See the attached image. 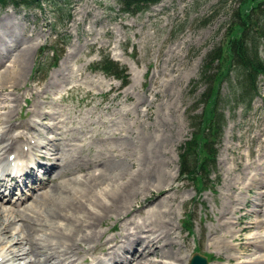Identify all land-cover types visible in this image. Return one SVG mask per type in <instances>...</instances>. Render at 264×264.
Instances as JSON below:
<instances>
[{"label": "rangeland", "instance_id": "374dc122", "mask_svg": "<svg viewBox=\"0 0 264 264\" xmlns=\"http://www.w3.org/2000/svg\"><path fill=\"white\" fill-rule=\"evenodd\" d=\"M42 1L43 9L28 10L11 4L5 8L0 6V29L8 38L6 43L0 40V47L4 46V49L0 48V57L4 59L0 72L31 47L19 83L5 86L0 81V99L8 94L3 104L14 109L12 122L17 126L31 124L32 134L29 136L42 144H47L48 133L60 138L56 146L61 149L59 154L61 152L64 161L72 160L73 164L79 161L82 164L70 171L95 170L99 167L95 166L99 161L110 157L113 159L116 155H122V158L129 155L128 159L132 158L134 162L132 172L139 174L145 184L150 183V189H144V194L141 193L138 199H131L134 212L130 217L133 215L141 219L142 206L164 199L167 203H164L163 209L173 211L169 219L173 220L175 226L172 239L175 245L166 247L170 248V253L191 258L195 252H200L209 255L211 264H238L240 260L250 261L263 256L264 74L257 76L259 94L254 98L252 107L245 106L249 99L246 103H236L230 80L221 79L215 83L217 92L221 93L218 98V104L223 109L221 114L223 118L225 116L221 136L216 137L215 149L218 152L215 164L207 174L199 170L198 177L183 175L181 167V154L194 149V143L188 147L186 145L193 139L194 126L201 120L198 117L203 114L208 116L216 101L214 96L205 103L204 94L208 93L212 82H197L209 62L208 54L230 39V27L236 26L238 31L241 29L237 27L241 23V15L238 17L237 13L243 17L259 1L161 0L136 14L124 13L120 0H57L55 4ZM5 29H11L14 37ZM66 35H69L70 41L64 45L59 42V37ZM44 45L53 46L58 51L60 61L57 66L51 67L52 59L56 57L52 52L46 53L44 58L41 56ZM263 49L261 46L264 57ZM224 50L225 53L229 51L228 43ZM105 54L127 68L130 74L128 85L95 70V64ZM228 54L220 64L228 65ZM42 58L45 60L40 61ZM39 62L42 64L39 65ZM217 66L218 60H215L209 75ZM37 93L42 95L36 96ZM13 98L18 101L12 102ZM35 102L39 107L42 105V112L51 113L53 118L46 120L39 115L33 116L31 110ZM221 114H217L215 119L221 120ZM45 124L57 126L50 131L44 127ZM4 130L3 126L0 127V138ZM124 144H128V147ZM44 149L47 150L39 148L38 155ZM92 158L96 163L92 162ZM88 160L92 163H88ZM41 161L47 162L44 159ZM125 164L126 170L131 171L130 163ZM25 187L22 189L29 193V188ZM1 189L7 193L10 191L5 186ZM22 193L23 190L19 188L15 196L19 197ZM157 195V199L149 203L147 199ZM256 198L257 206L253 207L252 202ZM255 209L260 212L258 215L252 212ZM256 220H261V228L259 224L256 228L250 227ZM105 221L107 223L99 227L105 232L104 238L91 243V247L83 244L79 250L81 254L74 258L76 260L78 257L77 264H91L94 258L104 257L108 249L102 246L106 240L122 232L121 221L114 217ZM24 227L23 221L16 219L11 230L14 232V228ZM112 227L115 228L114 232ZM34 229H39L36 237L41 236L44 230L39 225ZM258 234L262 237L253 241L256 242L255 248L249 244V238ZM221 240L225 241V244L222 241L224 245H221ZM6 244L5 239L1 245ZM240 256L243 257L238 259Z\"/></svg>", "mask_w": 264, "mask_h": 264}, {"label": "bare ground", "instance_id": "6f19581e", "mask_svg": "<svg viewBox=\"0 0 264 264\" xmlns=\"http://www.w3.org/2000/svg\"><path fill=\"white\" fill-rule=\"evenodd\" d=\"M5 30L7 31L8 34L10 35L13 34V31L11 29H5ZM11 37L14 36L12 35ZM0 40L1 41L3 40L4 43L8 41V38L4 35L1 29H0ZM37 46L38 44L36 45L35 49L37 48ZM29 49L25 50L23 54L21 53L22 55L21 58L17 56L15 60L10 62V65L8 67H6L4 70L0 72L1 73L0 81L3 83V85L6 86L9 84L10 86V84L16 83L20 79L21 74L23 73L24 68L26 66L25 64L27 63V58L30 51ZM3 62H4L3 57H0V65H2ZM68 77H72V76H68ZM52 79L54 80V78ZM55 81H57V79ZM52 84L54 86L53 82ZM45 89L47 90V87ZM38 92H40V89ZM40 94L41 93H37L36 96ZM8 96L9 95L7 94L6 98H8ZM6 98L0 99V127L3 126L5 128V130L3 131L4 134L3 136H1L0 141H2L7 136L10 138L11 143H10V147L8 148L7 151H5L4 154L8 152L14 153L16 154V156H18L17 158H19V160L15 159V161H18V163L22 162L23 165H28V163L23 162L21 158L25 156H26L25 158H27L29 154L33 155L32 151L44 147L47 150L44 149L40 158L41 160L44 159L47 162L41 160L33 161L30 158V163L34 165L32 167L30 166L31 167V169L29 168L30 170L27 169L25 171L26 177L21 182L22 185L20 186V187L26 186L25 188H29L30 190V192L28 193L23 189L22 194L24 195V198L23 195L16 197L14 190H12L9 195H6L5 193L0 195V264H77L75 261H66L67 256H70L71 253L73 252H74L73 254L74 256L77 254L79 256L81 254L79 250L82 249L83 244L89 245L91 247L92 245L91 243L94 244V242L96 243L97 241L102 240L105 236V232L101 231L99 227H101L106 222L105 220L107 218H112V217H114L117 221L122 222V232L119 233L117 236H113V237L111 236L106 240L105 245L102 246L103 249L106 248V246L108 249L105 256L94 258L91 264H188L190 260L189 256H185V257L177 256L174 253H170L169 251L170 248L169 249L166 248V247H170V245L172 247L175 245L173 241L175 226L172 223L173 220L169 219V215L173 213V211L171 209L170 210L163 209L164 203H167L165 202L164 199H160L158 200V202L154 204H150V205L145 204V206H142V209L140 211L141 213L143 212V214L141 213L140 214L143 215V217H141V219H137L136 217L134 218L133 215L130 217V215L134 212L132 205L133 200L131 201V199L137 198L141 193L144 194V189L147 190L150 189L149 186L150 183L145 184L143 181L140 180L139 174H135L136 172L134 171L132 172L131 165H134V162L131 160L132 158L128 159L129 155L124 154L125 158H122L121 157L122 155H116L115 158L112 159L110 157V159L99 161L98 164L92 158L94 160L92 162L96 163L95 166H99L95 170L88 169L89 171L87 172L86 171L84 172L83 170L70 171L71 168L75 166L77 167L81 166L82 164L79 161L76 164H73L72 160H69V162L64 161V159L60 156L61 152L59 154V151L61 149L59 150L58 145L56 146V141L59 140L60 138H54L51 135H49L50 133H48L47 138L45 137L46 139H48L47 144H42L37 140L36 141L33 140L32 136H29L32 134V130L29 127L32 126L31 124L27 125V123H24L22 125L17 126L15 123L12 122V113L14 109L10 106L3 104L4 101L7 100ZM17 98H13L12 102L18 101ZM32 106L33 108L31 112L33 116L39 115L42 119H46V120H50V118L53 116L49 112H42L41 111L42 109H40L42 105L39 107L36 102ZM1 111H4V113L2 114ZM118 124L119 123H117V126ZM121 124H125V123H121ZM56 126L54 124H45L44 127H46L50 131H53V129ZM79 126L81 127V125ZM62 128L63 127H61V129ZM116 129L118 130V128ZM129 138L130 137L128 135V139ZM147 139L148 138H146V140ZM69 140L67 139V141ZM126 145L128 147V144ZM145 149L147 148L145 147ZM109 151L112 152L111 150ZM134 152H136V150ZM69 153L70 152H68L67 154ZM4 157L5 155L2 156V154H0V162L2 163L0 165V171L6 170V167H8L9 165H13L11 161L5 160ZM64 158L66 157L64 156ZM53 159H55L56 161L54 160L53 162H50ZM92 162L91 161L89 162L88 160V163L91 164ZM84 163L87 164V161H85ZM125 163H130L129 168L131 171L126 170ZM26 168H28V166ZM23 169L24 166L22 167V171ZM79 174H81V176H78ZM161 184L162 183H159V186H162ZM157 197L158 195L155 196L154 198H151L150 200L149 199L147 200L149 201V203H153L157 199ZM29 199H30V203L28 202ZM257 199L258 198H256L252 202L253 207L257 206ZM252 212H255L257 215L258 213H260L256 209L253 210ZM16 219H20L21 221H23L26 227L22 229L14 228L13 229L14 232H12L11 225H13V222ZM224 223L222 222V224ZM260 223L261 220H256L255 222H253L254 225H251L250 227L255 226L253 228H256L258 224L260 226ZM38 225L40 227L42 226L44 230L41 236L36 237L37 236L36 234H38L39 229L36 231V229L34 228ZM229 225L230 224H228V227ZM113 229L115 228L112 227L111 230L113 231ZM227 231L229 232L230 230L227 229ZM230 232H232V230ZM44 236L46 237L45 239ZM259 237H262V235L258 234L253 237H250L249 239L251 240H249L250 241L249 244L255 247L256 245L254 243L256 242L253 241L258 239ZM5 239L7 240V244L6 246H2L1 244L3 241H5ZM222 241L223 240H221V242ZM45 242L48 243L43 245V243ZM223 242L225 244V241ZM223 242L222 244L221 243L220 244L224 245ZM242 257L243 256H240L238 257V259ZM240 261L238 262V264H257L258 262H264V255L252 258L250 261H241V262Z\"/></svg>", "mask_w": 264, "mask_h": 264}, {"label": "trees", "instance_id": "16d2710c", "mask_svg": "<svg viewBox=\"0 0 264 264\" xmlns=\"http://www.w3.org/2000/svg\"><path fill=\"white\" fill-rule=\"evenodd\" d=\"M46 1L55 4L57 0ZM160 1L161 0H120L119 2L122 6L121 10L124 13L136 14L148 10L152 5ZM257 1H259V4L252 5L251 10L243 17L242 14L237 13L238 17L241 15V23L237 26L241 28L239 31L235 29L236 26L228 29V36L230 37L226 42L229 44V51L227 53H229L228 57L230 62H228V65L224 66L222 63L220 64L222 58L227 54L224 50L226 45L225 42L208 54L207 60H209V62H207L206 68L201 73L197 82H203L204 80L212 82L208 93L204 94L205 103H208L214 96L216 101L214 100L213 111H211L208 116L203 114L198 117L201 120H199L195 126L193 125L195 128L193 139L186 147H188L190 143H194V149L181 154L183 175L198 177L197 172L199 170L207 174L209 168L215 164L218 152V150L215 149L217 144L216 137L218 138L221 136V130L225 125V116L223 118V114H221L223 109L222 106L218 104V98L221 96V93L220 91L217 92L218 87L215 88V83L221 79L230 80L231 91L236 95V103H246L247 99H249L245 105L247 107H251L254 98L259 94L257 76L259 74H264V57L261 51V46L264 47V0ZM42 2V0H0V6L5 8L11 4L16 7L31 10L42 8ZM45 50L46 48H43L42 53ZM52 50H54V53L57 55L56 50L54 48ZM215 60H218L217 69L212 75H209L212 69L211 65L214 64ZM57 64L58 56H56L52 62V66ZM95 68L103 71L109 76L122 79L125 83L128 82L127 70L119 63L111 60L107 55L103 57L102 61L96 64ZM233 81L236 82L233 83ZM217 114H221V120L215 119ZM201 129L202 132L200 133ZM209 133H211V136H208ZM202 152L205 153L204 156H202Z\"/></svg>", "mask_w": 264, "mask_h": 264}, {"label": "water", "instance_id": "95a60500", "mask_svg": "<svg viewBox=\"0 0 264 264\" xmlns=\"http://www.w3.org/2000/svg\"><path fill=\"white\" fill-rule=\"evenodd\" d=\"M189 264H209V261L206 256L197 252L192 256Z\"/></svg>", "mask_w": 264, "mask_h": 264}]
</instances>
